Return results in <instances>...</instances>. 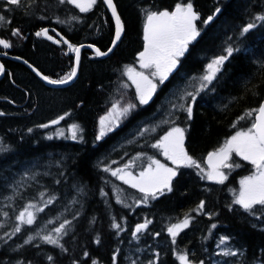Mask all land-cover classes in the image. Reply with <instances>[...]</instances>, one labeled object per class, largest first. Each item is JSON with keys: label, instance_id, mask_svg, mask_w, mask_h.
<instances>
[{"label": "trees", "instance_id": "obj_1", "mask_svg": "<svg viewBox=\"0 0 264 264\" xmlns=\"http://www.w3.org/2000/svg\"><path fill=\"white\" fill-rule=\"evenodd\" d=\"M114 2L124 25L118 44L107 56L82 51L74 81L54 87L21 60L58 80L74 67V53L62 41L54 42L60 37L74 46L90 43L107 50L114 23L103 0L85 13L59 0H22L19 6L0 0V15L8 21L0 24V38L12 44L0 47V264H114V256L115 264H132L133 260L136 264H180L181 254L199 264H264V210L252 216L233 204L240 179L254 168L235 154L230 163L240 167L224 169L223 184L202 178L194 167H180L172 179V191L147 203L137 204L142 193L103 171L105 166L123 167L138 154L141 158L133 172L148 164L147 157L164 159L151 145L172 126L185 129L186 151L207 171L208 153L237 131L251 127L253 117H239L258 108L264 98V21H256V27L244 36L240 31L255 16L264 15V0H191L200 17L196 21L200 35L189 44L177 69L158 85L148 105H139L135 88L124 74L126 66L138 67V53L144 46V10H169L188 0ZM209 16L213 19L206 25L203 21ZM14 29L21 35L13 36ZM42 29L53 39L35 35ZM228 46L240 51L234 52L195 100L181 101L184 92L195 93L196 78L213 58L226 55ZM115 100L136 103L137 108L113 132L96 140L98 118ZM173 103L191 104L192 119L186 111L172 109ZM65 113V119L51 124ZM45 124L49 126L41 127ZM72 124L79 126L75 140L68 131ZM152 126L155 132L137 135L139 129ZM80 186L86 194L77 193ZM40 193L45 194L43 198ZM117 195L122 202H117ZM49 196L55 199L45 206L42 199ZM201 200L204 210L193 211ZM28 203L44 211L37 213L33 225L23 226L21 233L9 239L5 233L12 232L16 215ZM186 213L191 217L189 227L173 244L167 229ZM65 219L71 224L60 240L63 248L43 243L36 235L37 231L47 234ZM145 220L151 223L133 238L136 225ZM113 222L120 229L112 228ZM29 235L36 238L24 244ZM221 237L227 238L221 248L230 247L237 256L218 254Z\"/></svg>", "mask_w": 264, "mask_h": 264}, {"label": "snow or ice", "instance_id": "obj_2", "mask_svg": "<svg viewBox=\"0 0 264 264\" xmlns=\"http://www.w3.org/2000/svg\"><path fill=\"white\" fill-rule=\"evenodd\" d=\"M7 5L19 6L22 0H5ZM59 3L70 4L77 8L79 12L85 13L90 11L96 4L97 0H59ZM103 3L111 11L112 17L115 20V38L112 41L113 46L116 42L120 40L121 33L124 31V25L121 22L120 16L117 14L116 5L113 0H103ZM217 12L220 10L217 9ZM145 22L143 25V39H144V49L138 53V62L141 69L150 70L149 75H145L143 71H137L134 67L126 66L124 69V74L127 75L128 79L136 86V100L139 105H148L155 94L158 85L164 84V82L169 78V75L177 69L180 64V58L184 56L185 52L188 50L189 44L197 39L200 35V31L196 25V21L200 19L199 14L194 11L193 4L191 0L186 3H177L173 10H144ZM72 19H77V17H72ZM213 19V16H209L203 21L204 24H209ZM256 21H264V15H257L254 17V21L247 23L241 28L240 35L244 36L251 29L256 27ZM6 18L0 15V24H3ZM13 36H20L21 33L18 29L12 31ZM36 36L46 37L52 40L53 37L48 35L47 29H42L35 33ZM59 35V34H57ZM63 42L68 46L70 52L75 53V64L71 71L67 73L64 77L53 80L49 79L47 76L42 78L46 80L49 84H67L77 75V66L80 62V48L81 46H74L69 43L68 40L60 37L59 41ZM0 47L7 49L12 47V44L6 39L0 38ZM92 47V45H88ZM113 49L109 47L107 52L101 51L99 48L95 49L96 56H107L109 52ZM239 48H234L228 46L225 48L226 55H219L213 58L209 63L206 64L204 69V74L196 78L199 81V87L193 92H184L179 96V99L183 101L187 97L192 100L196 99V94L200 91L207 89L214 79L217 77V73L221 71L222 66L225 62L234 54V52H239ZM3 71V65H0V72ZM37 75H40L37 72ZM151 77V78H150ZM157 81V82H154ZM127 87V85H124ZM172 109L184 110L187 112L188 119H192L193 109L191 104L185 106L183 103H173L171 105ZM137 108L136 103L128 102L121 104L120 101H115L112 103L111 108L107 114L100 118L99 122V132L96 136V140H100L107 133L113 132L118 128L123 119H126L132 110ZM3 113H0L2 115ZM68 113L60 116L58 119L51 121V124H58L60 120L65 119ZM248 117H253V123L251 127L244 131H237L234 135L229 137L224 141V143L217 148L215 151L209 152L207 155L208 170L205 171L201 168L200 164L188 154L184 149V136L185 129L177 126H172L170 129L161 136L151 147L160 150L161 154L175 167H168L162 164L159 160L153 157H147L148 165L143 168L138 176L133 175L131 169L133 168L136 160L140 159V155L133 157L128 163L124 164L123 167H118L112 169L109 166H105L103 171L110 172L113 177L121 180L124 184L129 185L131 188L138 190L142 193V197L136 201L139 203H147L149 198L155 200L158 196L164 194L165 191H172V179L177 175V169L180 167H194L199 169L202 173V178L209 181L215 182L217 184H223L227 179V174L222 171V169H233L234 167H240L237 163H230L232 161V156L240 157L241 160L250 163L254 171L251 175L243 178L240 181V189L238 192L234 193L233 204L239 205L245 213L255 216L258 211L264 210V100H262L256 109L248 110L239 119H246ZM164 123H174L170 120H165ZM49 125H41V127H48ZM79 126L72 124L68 131L71 132V138L77 139V131ZM31 131V129H29ZM156 126L145 127L139 129L137 135L144 136L146 133L155 132ZM62 135V133H60ZM51 138V137H49ZM131 143V141H129ZM4 150H8L6 147ZM115 163V162H113ZM75 187V186H74ZM76 191L78 194L84 193L83 186L77 187ZM115 192L120 190L114 189ZM45 194L40 193L41 198ZM101 195H105L103 189H101ZM12 197H8L11 199ZM55 197L49 196L47 200H43L44 205H50L53 203ZM74 199L72 203H76ZM117 202H122L119 195H117ZM259 206V208H257ZM205 208V201L201 200L197 205L196 209L193 211L202 212ZM44 211V208L39 207L35 203H28L24 205L23 210H21L18 215H16L15 224L11 233H5L9 239L22 232L23 226H31L37 220V213ZM264 216V212L261 213ZM4 216L8 214L3 213ZM260 218V217H258ZM75 219V216L73 217ZM191 217L189 214H185L183 220L178 223L171 224L167 231L172 238V243L175 244L176 236L183 230L189 227ZM48 223H52L51 220ZM150 220H145L142 224H137L135 230L132 233L133 238H138V234L143 230L147 229ZM71 221L65 219L58 227H54L47 234H40L37 231L36 235L39 236L43 243L54 245L63 248L60 240L67 234L68 227ZM2 227V225H0ZM118 223L113 222L112 228L120 229ZM213 228L216 225H212ZM54 233V234H53ZM159 235V233H157ZM36 237L29 235L27 239L24 240V244H30ZM2 239V238H0ZM227 244V238L221 237L217 245L218 248L225 246ZM219 255L225 257H235L238 255L237 251H233L229 248H221ZM242 254V253H241ZM85 255H88L85 253ZM49 261H52V257L48 256ZM180 264H192L188 255L181 254L178 256ZM115 264V256L113 257ZM20 264V262H18ZM95 264V261H93ZM132 264H136V261H132ZM149 264H154V262H149ZM200 264H204L200 261Z\"/></svg>", "mask_w": 264, "mask_h": 264}, {"label": "water", "instance_id": "obj_3", "mask_svg": "<svg viewBox=\"0 0 264 264\" xmlns=\"http://www.w3.org/2000/svg\"><path fill=\"white\" fill-rule=\"evenodd\" d=\"M113 3H114V1H113ZM115 4V3H114ZM107 7V6H106ZM107 10H108V12H109V14H110V16H111V18H112V20H113V22H114V27H115V20H114V18L112 17V14H111V11L107 8ZM117 14L119 15V13H118V10H117ZM120 16V15H119ZM122 34H123V32L121 33V37H122ZM121 37H120V39H121ZM114 38H115V35H114ZM120 40H118L117 42H116V44H115V46L118 44V42H119ZM81 45H83V47H81L80 48V59H81V54H82V51L83 50H85V49H92V50H94L95 51V49L96 48H98V47H96V46H94V45H92V44H89V43H87V44H80L79 46H81ZM88 45H92V47H88ZM115 46H113V44L111 45V47H112V49H114L115 48ZM113 51V50H112ZM111 51V52H112ZM104 52H107V51H104ZM111 52H109L108 54H110ZM21 60V59H20ZM21 62H23L28 68H30V70L38 77V78H40L43 82H45L46 84H48V85H50V86H56V87H61V86H66V85H69L71 82H73L74 81V79L76 78V76L71 80V81H69L67 84H49L46 80H44L42 77L43 76H45L39 69H37L36 67H34L33 65H31L30 63H28V62H26V61H24V60H21ZM74 66H76V64L74 65ZM79 66H80V62H79V65L77 66V74H78V70H79ZM37 72H39L40 73V75H37ZM2 73H3V71L0 73V77L2 76ZM264 100V99H263Z\"/></svg>", "mask_w": 264, "mask_h": 264}, {"label": "rangeland", "instance_id": "obj_4", "mask_svg": "<svg viewBox=\"0 0 264 264\" xmlns=\"http://www.w3.org/2000/svg\"><path fill=\"white\" fill-rule=\"evenodd\" d=\"M169 11H171V10H169ZM144 49V48H143ZM138 71V70H137ZM146 75V74H145ZM136 87V86H135ZM121 104H124V103H121ZM111 108V106L108 108V110L105 112V113H103V114H101L100 115V117H99V122H100V118L101 117H103V116H105L106 114H107V112L109 111V109ZM99 122H98V125H97V135H98V132H99ZM123 122V121H122ZM185 149V148H184ZM166 159V158H165ZM162 164H165L166 166H168V167H174V165L171 163V161H169V160H167L166 159V161L167 162H165V161H163V160H159ZM206 164H207V160H206ZM207 166H208V164H207ZM146 167H147V165H146ZM222 171H223V169H222ZM140 172V171H139ZM139 172H137V173H134V172H132V174L133 175H137L138 176V174H139ZM249 175H251V174H249ZM249 175H246V176H244V178L245 177H247V176H249ZM192 264H197V263H192Z\"/></svg>", "mask_w": 264, "mask_h": 264}]
</instances>
